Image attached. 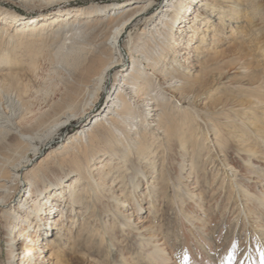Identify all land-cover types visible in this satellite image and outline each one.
<instances>
[{
    "label": "bare ground",
    "instance_id": "obj_1",
    "mask_svg": "<svg viewBox=\"0 0 264 264\" xmlns=\"http://www.w3.org/2000/svg\"><path fill=\"white\" fill-rule=\"evenodd\" d=\"M59 1L40 0L43 4ZM154 6L152 0H137L126 4L125 7L112 4L65 13L59 11L61 13L52 18L41 16L36 24L29 25L24 24L25 19L16 21L12 15L0 12V23H6L10 19L5 29L0 28V33H4L3 40L0 41V81L5 85V90H9L15 82L16 86L26 93L28 86L23 82V78H35L43 58L57 61L67 76L61 77L59 99L55 102L51 115L47 120L41 118L34 132L20 126L15 118L4 117L0 109V134L17 137V150H22L23 155L24 152H32L33 156H37V143L46 145V142L72 121H82L96 113L103 95L105 92L109 93L103 110L78 133L67 139L59 149L53 148L48 152L39 163L38 166H44L48 161L54 160L55 165L62 171L58 175L49 178L41 173L37 180H29L24 171L30 161L20 155L21 159L18 157L16 164H5L1 167H7L5 171L8 174L3 175V169L0 170L1 218L8 219L13 216L15 210L12 209V200L16 197V192L22 186H28L25 198L20 200L15 208L25 216L17 221L14 231L7 238L6 255L9 264H64V260L50 251L49 246H56L58 252H61L63 247L68 248V244L73 241L69 234L72 233L71 229L76 227V220L80 215L90 213L96 204L100 203L101 196H106L108 202L116 205L117 215L124 222L125 232L143 243V252L147 254L148 260L154 264H167L170 254L167 252L164 238L157 236L152 226L144 225L147 220L131 218L133 212L138 213L143 209L142 199L134 197V192L139 188L136 176L132 182H128L131 189L127 198H131L132 202L128 203L123 195L110 192L113 180L104 184L93 177L92 171L97 167L93 168L89 163L92 161V153L98 150L106 152L125 165L126 157L129 160L131 153L138 159L149 160V154L154 149L148 151L149 147L144 138L146 132L152 129L155 131L154 136L161 135L166 141L171 128L167 125V115L173 112L178 115L182 110L183 104L178 101L173 109L170 107L172 101H168L166 97L170 91L177 93L187 105H192L196 102L193 91L203 88L206 79L220 83L225 80L223 75L227 74L228 70H238L241 80L246 81L244 88L258 92L260 97L253 102L255 108L250 107L251 103L247 108L238 107L226 123L231 126L235 123L237 131L244 129L259 135L258 127L249 121L248 117L264 115V85L251 82L255 71L250 66L251 54L248 45L252 43L249 32L255 36L256 39H252L254 42L260 41L259 37L264 32V0H169L168 4L148 21V12ZM31 20L34 18L26 21ZM140 26L137 35L132 38L130 30ZM124 36L127 38L125 42ZM223 38H232V46L228 43L227 48L218 50ZM49 46L55 49L48 52L45 47ZM256 50H260L261 56L264 57V46ZM126 58L130 62L127 67L124 66ZM197 67L200 68L198 72L201 76L198 82L193 80L199 76H193L194 72H191ZM20 70L21 73H26L22 75V81ZM225 92L226 95L221 93L223 96H210L205 105L213 110L223 109L231 103V97L234 98L227 89ZM5 96L8 101H13L10 95ZM22 107L26 108V105L23 104ZM190 108L194 119L201 121L194 106ZM19 110L21 111L20 108ZM23 111L24 115L28 113L27 110ZM203 125L207 130L211 127V133L214 135L207 137L208 141H214L209 145H215L216 141H219V130L213 125L206 126V122ZM176 127L182 130L180 125ZM230 136L224 139L232 141L233 138L239 142L236 135ZM178 146L184 148L180 142ZM207 149V153H210V148ZM165 151L166 148L163 157ZM213 154L214 161L216 159L227 171L225 174L231 186L230 196L235 192L234 204L244 200L245 204L254 203L258 207H264V194L252 195L244 185L237 183L238 171L228 163L225 151L219 150ZM212 158L208 156L207 161L212 162ZM129 164L132 167V162ZM103 167L104 165L101 169ZM252 173L245 172L244 176L250 179ZM70 174L74 177L64 181V177ZM137 175L148 184L143 200L150 199L148 213H154L156 206L153 201L159 188L151 179L148 181L144 171H138ZM179 177L186 179L182 174ZM224 181L225 179H222V185ZM14 184L17 187L10 196ZM103 184L107 188L103 189ZM150 185L152 187H149ZM166 188L165 192L172 190L175 195L176 187L171 179ZM187 192L193 196L189 189ZM43 193V198L38 199ZM86 193L90 196L88 200ZM176 197L178 196L175 195ZM58 201L64 203L65 210L64 207L57 208ZM90 202L92 206H89ZM176 206L178 207L177 204ZM89 208L92 209L89 211ZM131 209L133 210L130 211ZM244 209L240 204L237 217L247 215ZM81 210H84L83 213ZM56 211L58 215L55 214ZM67 213L70 216V225L64 228L60 221ZM33 217L36 218L35 232L30 234ZM93 220V217L89 219ZM63 221L66 222V219ZM244 223L250 224L247 219ZM86 224L79 236L87 232L88 228H93L89 223ZM256 227L259 226L254 228ZM95 232L97 234V230Z\"/></svg>",
    "mask_w": 264,
    "mask_h": 264
},
{
    "label": "rangeland",
    "instance_id": "obj_2",
    "mask_svg": "<svg viewBox=\"0 0 264 264\" xmlns=\"http://www.w3.org/2000/svg\"><path fill=\"white\" fill-rule=\"evenodd\" d=\"M135 1L137 0H60L56 3L43 4L40 0H0V12L12 15L16 18V21L25 19L24 24L29 25L36 24L41 16L52 18L61 13L59 11L65 13L112 4H121L125 7L126 4L129 5ZM152 1H154L155 6L148 12V21H151L156 13L168 4L169 0ZM32 18L34 20L26 21ZM6 19H8V16H6ZM9 21L10 19L6 23H0V28L5 29ZM239 23L240 26L243 25L241 21ZM140 28L141 26L130 30L129 34L132 38L137 35ZM249 34L252 41L248 45L251 54L250 66L255 71L251 82L264 85V57L261 56L260 50L258 52L256 50L264 46V32L259 37L261 39L258 42L252 40L256 39L254 35L252 36V32H249ZM3 37L4 33L2 32L0 33V41L3 40ZM123 40L125 42L127 38L124 36ZM228 43H231L230 46H232V38L226 40L223 38L219 43L218 50L227 48ZM54 47L45 48L48 49V52H52L51 50H54ZM43 59L40 61L41 65L35 78H28V76L23 78L24 73H21V70L19 71L21 74L20 81L23 78V82L28 86L26 93L22 92L15 82L9 90H5V85L1 84L0 77V109L4 117L7 119L15 118L19 125L29 132H34L37 129L36 124L41 118L44 117L47 120L51 115L54 104L59 99V91L62 87L61 77H67L63 67L57 61ZM124 66H130L127 58L124 59ZM199 69L197 67L191 71L194 72L193 76H199L193 81L198 82L200 80ZM231 69L223 75L225 80L220 83L206 79L203 88H196L193 91L196 102L192 105H187L175 92L170 91L166 94L168 101H172L170 107L173 109L178 101L183 104L181 106L182 110L178 115L175 112L167 115L169 121L167 125H170L171 128L166 141L161 135L154 136L155 131L152 129H148V132H146L144 137L146 140L143 139L149 147L148 151L154 149L149 154V160L138 159L134 153H131L129 160L126 157L127 164L125 165L122 161L107 155L102 150L92 153V161L89 164L93 168L97 167L96 170L93 169L94 171H92L93 177L104 184L113 180L110 192L113 191L117 195H123L128 203H132L131 198H127L131 189L128 182H132L133 177L136 176L139 188L134 192V197L142 199L141 206L143 209L138 213L133 212L131 218L134 220H147L144 225L152 226L156 235L164 238L167 252L170 254L167 264H264V207H258L254 203L245 204L244 200L234 204L235 192L233 196H230L231 186L229 185V178L225 174L227 171L220 166V163L216 162V159L214 161L213 156V152L224 150L228 163L238 171L237 183L244 185L252 195L264 194V115L256 114L248 117V120L254 122L258 127L259 135L244 129L237 131L235 123H232L234 126L226 123L235 114L238 107L247 108L251 103L252 106L250 107L255 108L253 102L260 95L254 90H246L243 86L246 81L241 80L238 70ZM225 89L230 92V96L234 97H231V103L220 110H213L205 105L210 96H221L222 92L223 95H226ZM191 90H193L192 87ZM108 94L105 92L103 95L96 113H92L82 121H72L70 125L46 142L47 146L37 143L36 146L39 148L37 156H33L32 152L26 154L24 152L23 155L22 150H17L19 142L17 137L0 134V170L3 169V175L8 176L5 171L7 167H1L5 164H16L19 155L30 161L24 175L31 181L40 178L41 173L52 178V176L62 172L61 168L55 165L54 160L48 161L44 166L38 165L48 152L53 148L59 149L67 139L78 133L83 126L91 122V119L103 110ZM5 95H10L13 101H8ZM173 101L176 103L174 104ZM23 104L26 105V108L22 107ZM192 106L200 114L201 121L200 119L197 121L191 115L190 107ZM23 110H27L28 113L24 115ZM183 119L185 120L182 121ZM205 122L206 126L213 125L219 130L220 137L217 139L219 141H216L215 145H209L214 141H208V137L214 134L211 133V127L208 130L206 129L203 125ZM246 122L248 123V121ZM175 125H180L182 130ZM227 133L231 136L236 135L239 142L233 140V138L232 141L224 139L229 137ZM155 137L158 140H155ZM178 142L184 145V148L177 147ZM207 147L210 148V153H207ZM165 148V156L163 157ZM208 156L210 159L213 157L212 162L207 161ZM205 158L206 161H204ZM19 159L21 158L19 157ZM130 162H132V167H130ZM102 165H104L103 169H101ZM190 169L191 173L188 172ZM138 171H144L148 181L151 179L154 182L153 184L159 188L153 201V205L156 206L154 213H148L150 199L146 201V198H144L143 200L148 184L137 175ZM248 171L253 172L250 179L244 176V173ZM180 174L185 176L186 179H180ZM72 177L74 175L70 174L64 177L63 180L69 181ZM169 179L176 187L174 191L175 195L178 196L176 198L171 192L172 190L165 192ZM222 179H225L223 185ZM39 184L41 185V183ZM104 184L103 189L107 188ZM16 187L15 184L12 186L10 196ZM27 188L26 185L17 190L16 197L12 200V209L15 210L13 216L8 219L0 217V264H9L6 255L8 249L7 238L14 231L21 218L25 216L23 212L15 208L18 206V202L23 201L25 198ZM188 189L189 192L193 193V196L188 195ZM108 190L106 189V191ZM43 196L44 193L39 195L38 199L43 198ZM229 196L230 201H228ZM85 197L88 200L90 196L86 193ZM105 197L101 196L100 203L96 204V207H93L94 209L90 213L87 212L85 216L80 215L78 217L75 222L76 227L71 229L72 233L69 234L73 241L68 244V248L63 247V250L58 252L56 246L51 245L49 246L50 251L62 258L64 264H154L148 260L147 254L143 252V243L125 232L124 222L117 215L116 205L108 202ZM87 200H85L86 203ZM56 203L57 208L62 209L64 207L63 202L58 201ZM240 204L245 207L246 216L239 215L237 217L236 214ZM89 206H92V202ZM65 207L63 210L66 209ZM91 209L89 208V211ZM136 210L138 211V209ZM83 211L81 210L82 213ZM55 214L58 215V212L56 211ZM91 217L94 218L93 221H89ZM63 219H66V222ZM69 219L68 213L65 216L63 215L60 222L64 228L69 227ZM246 219L251 225L244 223ZM31 222L30 234L35 232L36 218H31ZM86 223L92 225L93 228L91 230L88 228L87 232L85 231L82 236H79ZM255 226L259 227L254 228ZM96 230L97 234L94 233Z\"/></svg>",
    "mask_w": 264,
    "mask_h": 264
}]
</instances>
